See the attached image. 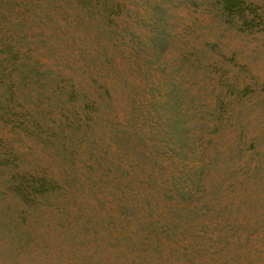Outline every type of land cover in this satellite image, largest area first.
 Here are the masks:
<instances>
[{
    "label": "rangeland",
    "instance_id": "374dc122",
    "mask_svg": "<svg viewBox=\"0 0 264 264\" xmlns=\"http://www.w3.org/2000/svg\"><path fill=\"white\" fill-rule=\"evenodd\" d=\"M84 1L0 0V264H264V0H246L254 28L217 0ZM163 81L192 157L196 120L228 117L207 193L184 202L160 185L172 153L137 137ZM20 178L49 191L18 196Z\"/></svg>",
    "mask_w": 264,
    "mask_h": 264
},
{
    "label": "trees",
    "instance_id": "16d2710c",
    "mask_svg": "<svg viewBox=\"0 0 264 264\" xmlns=\"http://www.w3.org/2000/svg\"><path fill=\"white\" fill-rule=\"evenodd\" d=\"M79 4H86L84 0H77ZM221 5L226 17L230 18V24L237 25L234 21V15L241 20L242 24L246 28H254L255 26L261 24L262 14L254 3H248L246 0H217ZM159 13V12H158ZM153 23L162 21V14H156L153 12ZM156 24V23H155ZM242 27V25H239ZM147 41L149 42L147 49L151 52H156L163 49V44L167 42L164 36L148 37ZM2 61H0L1 63ZM6 66L1 68L3 71ZM17 69V68H16ZM14 70L9 69V74ZM8 74V75H9ZM150 99L152 98V103L150 104V99L148 100V106L146 108V117H149V121L153 124L148 123V128L144 133L140 131L138 136L147 137L152 141H155L154 145V154L155 159L161 154H171L167 155L166 158L169 160V166L171 171L168 172L167 169L162 163L160 168V178L161 184H165V189L171 196L176 197L177 199L188 200L191 198V194L197 192L199 194H205L207 191L205 187L206 182L212 177V172L215 169V155L218 150L216 148V142L213 143L211 135L213 132L218 133V129L224 120L228 117L223 118L226 109L221 110V114L218 116L214 115L211 118L206 120L205 117H200L196 120L194 124V133L196 138V145L194 147L200 150V155L192 157V146L193 142L191 141L190 126L186 124V114H181L177 112V103L170 105L168 100L174 98L178 93L177 88L174 84L168 85L166 82L157 85L150 84L149 86ZM155 93H157L155 95ZM176 101V100H175ZM150 105V107H149ZM170 107H172L176 112V120H168L164 116ZM170 121L175 122V124H170ZM179 124V131L175 132L177 125ZM182 128H181V126ZM154 128L155 131H152L149 128ZM151 131V132H150ZM152 134V138H151ZM153 135L155 138H153ZM219 136V135H218ZM245 139L244 136H239V143H236V148L242 150L243 148L247 150L248 146L252 145L251 142L242 141ZM160 144V145H159ZM253 146V145H252ZM170 150L168 152L167 150ZM217 150V151H216ZM241 152V151H240ZM214 155V156H212ZM212 156V157H211ZM210 158V159H209ZM25 180V178L13 179L11 180L8 188L13 191L16 195H23L24 189L27 187L32 189L33 192H39L43 194L49 191V183L45 178H40L39 181ZM24 183H26L24 185ZM196 188V189H195ZM165 195V193H163Z\"/></svg>",
    "mask_w": 264,
    "mask_h": 264
}]
</instances>
